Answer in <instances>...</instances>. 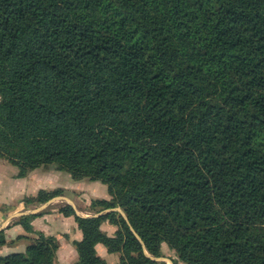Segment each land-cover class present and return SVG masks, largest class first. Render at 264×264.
I'll return each instance as SVG.
<instances>
[{
	"label": "trees",
	"instance_id": "obj_1",
	"mask_svg": "<svg viewBox=\"0 0 264 264\" xmlns=\"http://www.w3.org/2000/svg\"><path fill=\"white\" fill-rule=\"evenodd\" d=\"M0 96L17 177L50 165L111 196L74 216L73 264H107L97 244L164 264L162 242L173 264H264V0H0ZM36 234L0 264H54Z\"/></svg>",
	"mask_w": 264,
	"mask_h": 264
},
{
	"label": "crops",
	"instance_id": "obj_2",
	"mask_svg": "<svg viewBox=\"0 0 264 264\" xmlns=\"http://www.w3.org/2000/svg\"><path fill=\"white\" fill-rule=\"evenodd\" d=\"M17 167L0 158V231H3L5 243L0 245V256L14 252H23L28 244L24 236L36 234L57 235L62 233L64 238L59 240L55 255V264H73L78 261V253L73 244L80 240L81 231L77 228L74 218L59 216L58 213H47L31 219L27 223H18L23 215H29L30 207L25 206L23 199L34 195L42 189H51L63 185L71 189L74 180L67 177L65 172L57 170L54 166L38 167L28 172L25 177H17ZM102 229H107L108 235H113L115 228L104 222ZM106 231V230H105ZM99 256L107 264L119 262L118 253H109L106 248L97 244L95 246ZM168 255L169 252H164ZM167 262V259H164ZM181 264V263H179Z\"/></svg>",
	"mask_w": 264,
	"mask_h": 264
},
{
	"label": "rangeland",
	"instance_id": "obj_3",
	"mask_svg": "<svg viewBox=\"0 0 264 264\" xmlns=\"http://www.w3.org/2000/svg\"><path fill=\"white\" fill-rule=\"evenodd\" d=\"M41 167H45V166H41ZM62 172H65V171H62ZM65 173L67 174V177L74 180L72 183V186L70 187L71 189H67L63 185H60V186H57V187L51 188V189H42L45 192H51L55 189H58L61 192L59 195H56V196L50 198L49 200H47L44 203H29L28 207H30L31 212L33 210L39 209L41 206L45 205L37 213H43L42 215H44L47 213L55 212V213H58L59 216L69 217L72 220L75 215H80V216L95 215L97 210L100 209V206L94 205V207H93V205H92L93 202H95L97 200H101V199L111 200V196L108 194L106 186L104 184H102L101 182L90 181L88 179H76V178H73L69 173H67V172H65ZM39 191H37L36 194L31 195V196H37ZM68 205L71 206V209H69L64 214L60 209L66 207ZM116 208H119L124 213L122 208H120L119 206L114 207L113 210H117ZM104 210H106V209H104ZM104 210H102V211H104ZM102 211H100V212H102ZM34 214H36V213H34ZM124 216L126 217V215H124ZM104 222L106 223L108 221H103L102 223H104ZM108 224H110V223L108 222ZM110 225H112L115 228V230L117 229V227L115 225H113V224H110ZM101 229H102V227H101ZM102 230L107 233V229H105L106 231L104 229H102ZM45 235L55 236L57 241H59V240L61 241L64 238L62 233L57 234V235H53V234H45ZM24 238H27V240L29 241L28 244L26 245V248H27V246L37 238V234L33 233V235H27V236H24ZM160 251H161V256H159V257H153L152 256L153 258H155L153 260L158 261V262H163L164 264H173V261L177 259L176 252L172 248H170L169 245L165 242H162L160 244ZM164 252H169V254L165 255ZM14 253H16V252H14ZM164 259H167V262H165ZM179 263H181V262H179ZM54 264H55V261H54ZM182 264H184V263H182Z\"/></svg>",
	"mask_w": 264,
	"mask_h": 264
},
{
	"label": "water",
	"instance_id": "obj_4",
	"mask_svg": "<svg viewBox=\"0 0 264 264\" xmlns=\"http://www.w3.org/2000/svg\"><path fill=\"white\" fill-rule=\"evenodd\" d=\"M45 205H43V206H41L39 209H36V210H33L32 212H29L28 214H34V213H37L39 210H41L43 207H44ZM123 216L125 215L119 208H116ZM111 209H106V210H104V211H102V212H98V213H96L94 216H99V215H101V214H103V213H106V212H108V211H110ZM140 239V238H139ZM152 259H155V258H153V257H151Z\"/></svg>",
	"mask_w": 264,
	"mask_h": 264
},
{
	"label": "built area",
	"instance_id": "obj_5",
	"mask_svg": "<svg viewBox=\"0 0 264 264\" xmlns=\"http://www.w3.org/2000/svg\"><path fill=\"white\" fill-rule=\"evenodd\" d=\"M0 102H1V96H0Z\"/></svg>",
	"mask_w": 264,
	"mask_h": 264
}]
</instances>
